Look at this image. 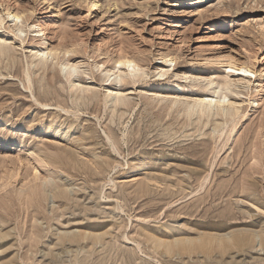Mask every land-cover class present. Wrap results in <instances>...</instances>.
Listing matches in <instances>:
<instances>
[{
  "label": "rangeland",
  "instance_id": "1",
  "mask_svg": "<svg viewBox=\"0 0 264 264\" xmlns=\"http://www.w3.org/2000/svg\"><path fill=\"white\" fill-rule=\"evenodd\" d=\"M0 17V264H264L259 239L216 237L264 229V0H0Z\"/></svg>",
  "mask_w": 264,
  "mask_h": 264
},
{
  "label": "bare ground",
  "instance_id": "2",
  "mask_svg": "<svg viewBox=\"0 0 264 264\" xmlns=\"http://www.w3.org/2000/svg\"><path fill=\"white\" fill-rule=\"evenodd\" d=\"M92 5L93 6L94 5H97V2H92ZM8 16H13V17L19 19L21 15L18 14V13L12 14L11 12H9L8 13ZM2 22H3V19L0 17V25L2 24ZM41 31L42 30H39L40 33H41ZM119 63L120 64H123V65H128L129 67L134 68V70L135 69H138L137 66L134 64V61L131 60V59H122V60L119 61ZM66 66H68L70 68H73L72 65L69 62L66 64ZM232 67H234L235 70H241V71L246 72V69H245L246 67L245 66H239V65H236L235 64V65H232ZM210 82L213 83V81H210ZM231 84H232V82L227 80V81H225L224 84H222L223 86L222 85L221 86L222 87L225 86V87L229 88V86ZM218 93H219V91H218ZM215 97H217V96H214V95H205L203 97L198 98V100H196V103L194 105H196L198 107L199 111L202 114L206 115V113L208 111H209L208 113H210V111H212L213 106L222 105L221 103H223V100L227 97V95L226 94H220V96L218 98H215ZM230 114H232V113H230ZM43 153L45 154V156L43 157V161L46 162L47 164L50 163L52 166H54L55 164L51 162V156L48 155L47 152L46 153L43 152ZM35 179H36V177H35ZM45 179H46V182L52 181L51 179H48L47 180V177L44 178V180ZM64 193L67 194V191L64 192ZM74 193H76V192H74ZM87 234L91 238V235L92 234L90 232L87 233ZM94 234L95 235H93L92 239L90 241H88L92 245L91 248H93V249H94V247H93L94 244L101 242V240H100L101 239V235L100 234H97V233H94ZM75 236H77V235H75ZM209 236L213 237V235H209ZM216 237H219L220 243L223 244L222 247H223L224 250L226 248H230V246H233V247H242V249H244L247 246L254 247L256 245V243H257V239H259V242L258 243L260 244L261 248H264V229L256 230V229H246L245 228V229H242V230H233V231H230L229 233L222 234L221 236H219V234H218ZM71 240H75L74 236H73V238L71 237L69 239H66V238L61 239V241H59V242H61L60 244H62V245H67V242H71V243L75 242V241H71ZM79 243H81V242H79Z\"/></svg>",
  "mask_w": 264,
  "mask_h": 264
},
{
  "label": "snow or ice",
  "instance_id": "3",
  "mask_svg": "<svg viewBox=\"0 0 264 264\" xmlns=\"http://www.w3.org/2000/svg\"><path fill=\"white\" fill-rule=\"evenodd\" d=\"M229 71H231V69H229Z\"/></svg>",
  "mask_w": 264,
  "mask_h": 264
}]
</instances>
